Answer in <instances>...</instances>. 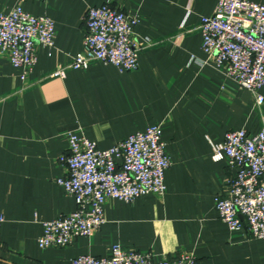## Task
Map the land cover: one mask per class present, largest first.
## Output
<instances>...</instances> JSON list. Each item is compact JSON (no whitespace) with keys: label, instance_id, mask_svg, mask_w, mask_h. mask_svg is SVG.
<instances>
[{"label":"crops","instance_id":"crops-1","mask_svg":"<svg viewBox=\"0 0 264 264\" xmlns=\"http://www.w3.org/2000/svg\"><path fill=\"white\" fill-rule=\"evenodd\" d=\"M218 1L0 0V14L21 6L55 24L54 48L39 49L25 80L0 50V264H73L81 256L108 258L114 246L155 261L188 253L199 264H264V240L250 238L245 228L230 230L216 210V198L237 171L213 161L212 144L223 143L230 131L264 128V104L204 64L199 28ZM104 5L139 18L137 40L151 45L138 70L94 62L52 77L85 53V13ZM259 94L264 97V88ZM152 126H161L171 162L164 196L110 200L105 224L93 236L66 248H40L43 224L76 210L59 185L67 134L106 150Z\"/></svg>","mask_w":264,"mask_h":264},{"label":"built area","instance_id":"built-area-1","mask_svg":"<svg viewBox=\"0 0 264 264\" xmlns=\"http://www.w3.org/2000/svg\"><path fill=\"white\" fill-rule=\"evenodd\" d=\"M46 2L48 0H32ZM85 53L52 75L87 68L91 63L112 65L122 72L139 68L140 54L151 42L137 40L139 18L109 5L89 8L84 16ZM204 64L211 63L224 75L250 91L257 105L264 104V3L219 0L209 17L201 21ZM55 24L46 16L27 13L21 6L0 14V50L8 54L22 79L33 71L41 47L54 48ZM178 41L182 39L180 35ZM161 126L131 135L102 150L96 142L68 133V151L59 158L65 176L59 185L73 198L76 210L45 222L40 248H66L79 238L91 237L105 224V205L110 200L134 203L153 194L164 196L165 173L171 162L165 152ZM212 159L227 161L236 174L226 182V194L216 198L220 219L236 231L246 229L252 239L264 240V128L258 134L230 131L221 144H212ZM5 218L0 214V232ZM73 264H199L183 253L172 260L155 261L150 254L112 248L111 256H81Z\"/></svg>","mask_w":264,"mask_h":264}]
</instances>
